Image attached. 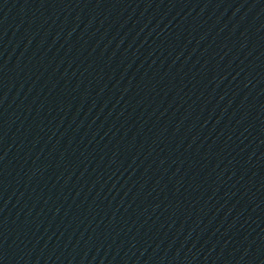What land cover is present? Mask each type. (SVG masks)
Wrapping results in <instances>:
<instances>
[{"label": "water", "instance_id": "95a60500", "mask_svg": "<svg viewBox=\"0 0 264 264\" xmlns=\"http://www.w3.org/2000/svg\"><path fill=\"white\" fill-rule=\"evenodd\" d=\"M0 264H137L94 0H0Z\"/></svg>", "mask_w": 264, "mask_h": 264}]
</instances>
